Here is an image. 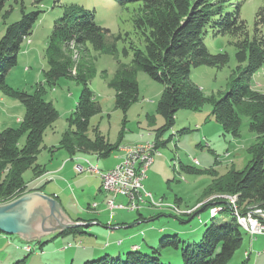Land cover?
<instances>
[{
	"label": "rangeland",
	"instance_id": "rangeland-1",
	"mask_svg": "<svg viewBox=\"0 0 264 264\" xmlns=\"http://www.w3.org/2000/svg\"><path fill=\"white\" fill-rule=\"evenodd\" d=\"M226 3L229 4L231 10H236L240 6L241 17L246 20L251 30L256 21L264 17V0H226ZM23 8L26 12L39 11L40 14L34 25L33 33L29 36L33 40V44L28 46L29 39L28 42L24 41L19 63L8 73L7 83L14 89L25 90L29 93H34L37 85L44 83L46 99L52 101L59 112V117L46 129L42 148L38 154L37 164L42 171L36 173L32 168H29L23 174L27 188L29 190L34 188L36 182L32 183V181L41 177H43L40 180L43 183L42 188L46 186L48 190L56 185L60 190L64 188L61 196L64 204L62 201L60 202L72 217H75L78 210L80 211L79 206L86 207L88 203L92 204L94 201L99 203L98 209H101L104 205L108 206L109 198L111 199V193L103 190L102 177L89 169L80 171V167L77 168L76 165L79 164L83 168H87L93 162L92 165H96L97 162L100 163L99 167L102 171H107L108 165H115L118 162L116 154L119 152L122 156L126 147L137 146L138 143L144 145L148 141L157 142V129L164 124V118L157 110L164 84L154 80L138 67L136 69V79L139 83L138 99L131 103L127 113L117 107L116 91L109 82L115 76L119 61L125 64L132 62V45L143 48V35L134 21L136 13L130 9H123L120 0H6L3 15L0 16V38L8 25L22 18ZM84 10L94 11L96 22L110 29L106 48L113 43H116L117 47L115 53L96 50L90 44L82 47L71 44L66 48L71 54L74 65H81L84 72L89 75V87L93 91L94 99L101 107V111L90 118L89 130L86 135L95 138L96 132L99 131L110 143L120 142V145L111 155L99 157V161L95 160L93 156L92 158L89 156L91 161L86 158L82 160L83 158H77L79 157L77 155L74 157L77 159L73 162L75 164L69 165L70 167H67L62 173L59 172L60 169L57 172L51 169L58 165L63 166L70 156L79 152V148H76L75 154L70 155L68 150L62 146V140L66 131L74 132L75 130L74 126H70L68 119L76 110L83 82L77 77L69 75L61 76L54 85L45 83L44 71L48 69L46 49L56 20L66 13L73 16L82 15ZM6 12L9 13L6 15ZM262 28L264 32V25ZM119 34H122L123 38L117 41L116 36ZM231 40L230 35L217 34L215 29H210L206 36L205 42L211 53L226 52L229 55L228 63L222 68L208 65L193 67L190 79L202 89L206 96L222 97L228 90L231 78L238 74L240 63L236 58L237 49L230 42ZM124 48H128L129 55L124 54ZM74 72L76 73L77 69H74ZM251 85L258 91L264 92V64L253 75ZM0 95L4 97V100L0 99V130L7 127H18L25 114L23 103L14 97L3 94L1 90ZM241 119L240 135L235 137L223 130L212 113L211 103H206L200 110L179 109L175 115L174 125L159 135L160 145L156 149L154 162L147 172L146 182L144 181L145 189L152 192L156 201H162L163 204L153 203L152 207L149 203L142 202L139 210L115 208L112 218L108 221L111 232L114 231L112 229L115 226H119L117 231L126 232V235H121L126 240L131 238L130 233H136L135 241L142 246V248L139 247L141 252L153 254V251L156 250L162 261H167L169 258L174 259L176 263L173 264H182L181 249L170 246L162 248L160 240L165 236L178 234L186 242L196 243L200 241L207 226L213 222L220 223L230 219L227 213H219L216 218H212L210 208L201 211L193 218L187 214L192 213L201 204L208 201L212 203L219 199L228 201L224 197L220 198V195L234 196V194L223 191L227 188L223 184L219 187L215 186L214 189H218L217 191L214 189H212L214 191H208L207 189L218 177L226 175L229 170L244 169L252 157L249 148L257 142V134L250 130L248 116L242 115ZM143 132H149L146 137L150 136L151 138L143 139ZM24 140L25 138L21 142L23 143ZM80 154L85 155V153ZM195 158L199 160L198 164H195ZM223 178L225 182L228 180L227 176ZM100 187L102 191L99 189ZM98 194H102V197L105 194L110 196L108 199L105 197L102 199L98 198ZM119 197L121 196L119 195ZM212 197H214L213 200ZM122 198L127 204V197ZM67 199L70 200L69 207L66 206ZM120 202L119 198L116 199L117 204ZM223 204L228 207L226 202ZM171 205L176 209H173ZM87 208H83L86 213ZM107 209L111 213L109 206ZM140 213L142 215L145 213L146 218L148 217L147 221L140 220L138 223ZM151 216L153 218H150ZM84 217L91 216L85 214ZM102 218L101 220L104 221V214ZM117 222L120 224L112 225ZM105 226V223L101 222L99 225L85 228L86 232L77 234L76 239L72 235L66 237H70L75 245L84 247L86 246L84 243L88 240L86 239L84 242L81 238L84 239L85 234H88L87 237H89L91 233L89 230L92 228L96 231ZM160 228L166 229V231L159 233ZM147 229H150L149 232H145ZM105 231L107 232L108 229ZM2 235L11 238L12 241L0 245V264H13L25 256L32 259L35 252L29 253L25 247L30 244L35 248L36 240L27 241L15 234L2 233ZM245 240L251 239L245 235ZM120 242L122 241L119 240L118 244ZM71 245V243L68 244V246ZM136 248L137 246H135ZM131 250H133L132 246L130 248L123 246L120 249L121 257L125 258L128 251ZM15 252L22 256L14 257ZM106 253L111 254L113 258L120 257L117 256L118 249L115 252L104 251L93 259H99ZM240 255L241 250L236 252L228 264H242L243 260H249V253H246L245 256Z\"/></svg>",
	"mask_w": 264,
	"mask_h": 264
},
{
	"label": "trees",
	"instance_id": "trees-1",
	"mask_svg": "<svg viewBox=\"0 0 264 264\" xmlns=\"http://www.w3.org/2000/svg\"><path fill=\"white\" fill-rule=\"evenodd\" d=\"M120 1L123 9L136 13L134 21L143 35V48L132 45V62L125 64L119 61L115 76L109 82L116 91L117 107L127 113L131 103L138 99L136 69L139 67L151 78L164 84L157 108L164 118V124L157 129L156 147L160 145L159 135L174 125L175 115L181 108L200 110L206 103H211L212 113L223 130L235 137L240 135L242 115L248 116L250 130L257 134V142L249 148L252 157L248 165L242 170H229L224 175L228 177L226 182L223 181L224 176L218 177L207 190L217 191L215 186L223 184L227 186L223 191L234 194L241 211L264 209V92L251 85L253 75L264 64V17L257 20L251 30L241 17L240 6L231 10L226 0ZM5 3L6 0H0V16L3 15ZM83 13L79 16L66 13L56 20L46 49L48 69L44 71L45 83L54 85L58 78L69 75L83 82L76 110L68 119L75 130L64 133L62 146L70 155H74L75 149L79 148V152H97L101 157H107L118 149L120 142L110 143L99 131L95 138L86 135L90 118L101 111V107L89 87V75L81 65H74L66 48L71 44L78 47L90 44L96 50L115 53L117 47L113 43L106 48L110 29L96 22L95 12L84 10ZM39 14V11L29 13L23 8L22 18L8 25L0 38V90L20 100L25 107L24 117L18 127L0 130V203L10 202L33 191L27 188L23 174L29 168L36 173L42 171L37 159L44 134L59 117L53 102L45 97L44 83L38 84L34 93L14 89L7 83L8 73L19 63L24 41L28 42L29 39L28 43L32 42L29 36L33 33ZM210 29H215L217 34L231 36L230 42L237 49L236 58L240 63L238 74L231 78L228 90L220 98L206 96L190 79L193 67L208 65L222 68L229 61L228 53H211L209 50L205 39ZM122 38V34L116 36L117 41ZM123 52L129 55L128 48H124ZM74 69H77L76 73ZM23 138L25 140L22 143ZM35 190H42V187ZM219 197L222 198L221 195ZM224 202L228 207L222 204L220 210L212 214V218H216L219 213H227L230 219L207 226L200 241L188 243L176 234L162 238L161 247L180 248L182 264H228L242 246L247 231L239 224L231 204ZM211 203L205 202L187 215L193 218L209 208ZM75 220L94 221L85 217ZM84 229L82 226L64 229L54 233L52 239L69 233H85ZM26 251L31 253L33 249ZM173 263H176L174 259L169 258L162 261L156 250L148 254L141 252L138 247L128 251L125 258H113L105 254L83 264ZM13 264H28L27 256Z\"/></svg>",
	"mask_w": 264,
	"mask_h": 264
},
{
	"label": "crops",
	"instance_id": "crops-1",
	"mask_svg": "<svg viewBox=\"0 0 264 264\" xmlns=\"http://www.w3.org/2000/svg\"><path fill=\"white\" fill-rule=\"evenodd\" d=\"M32 44H33V40L31 43L28 44V46L32 45ZM28 51H29V48H28ZM3 98L4 97L0 95V99H3ZM18 120H21V119H18ZM148 133L149 132H147V133L143 132V139L148 138V137H146V135ZM150 134H152V133H150ZM149 138H151V137L149 136ZM80 153H85V155H81ZM77 155L79 156L77 158H83L82 160H84V158H86V160L87 159L90 160L93 156L95 158V160L97 159V161H99V159H100L99 157H101L97 152L80 151V152H77L74 156H70L69 159L67 160V162L63 166L58 165V166L52 168L51 170L57 172L60 169L59 172L64 173L65 170L67 169V167H70L71 164H72V166L75 164L73 162H74V160H77V159H75L74 157H76ZM123 155H124V153L121 156L119 152L116 154V159L118 162L122 159ZM89 156H91V158H89ZM70 161H72V162H70ZM95 164L98 167L100 165V163H97V162ZM115 165H108L107 170L113 168ZM80 166L81 165H79V164L76 165V167H78V168ZM87 168H85V169H87ZM99 169H100V167H99ZM42 178L43 177H41L40 179L37 178V180L35 179L34 181H32V183L36 182L35 183L36 186L34 188H32L33 190L43 186V183L40 181ZM56 186H58V185H56ZM56 186H52L48 190L46 189L47 187L44 186L41 191H43L49 195H52L54 197H57L58 200L62 201V203H63V199L61 196L63 194L64 188H62L60 190V188L56 187ZM99 189L102 191L101 187ZM97 196H98V198L104 199V197H105L108 199L110 195L105 194L104 197H102V194H98ZM117 197L121 200L120 203H125L124 198H122L123 196L119 197V195H118V196H116V199H118ZM66 201H67L66 206L69 207L71 205V204H69L70 200L67 199ZM95 203H97V206L93 207ZM92 204H93V206H92ZM92 204L88 203V205L86 207L81 205L78 207L80 209V211L78 210L76 212L75 217H72L70 215L75 220L79 217H84L85 214H89L91 217H89V218L85 217V218L86 219H93L95 222H97V223H94L92 225H99L101 222L105 223L106 226L104 228L96 230V231H94V229L92 228V230H89L91 232L89 234L90 235L89 237H87L88 234H85L86 237L84 239L81 238L82 240H84V242H86L85 241L86 239L88 240L86 243H84L86 246L82 247L81 245H78V244L75 245L73 243V241H71L70 237H66V236H71V235L73 237H75L77 234H81V233H75V234L69 233V234H65V235H59V236L54 237L53 239H52V237H53V234H52L51 236H49L47 238H44L40 241L38 240L35 248L32 246L33 247L32 252H35V254L32 257V259L27 258L29 264H83L84 262L95 258V256H100L99 254H101L104 251L105 252L106 251L107 252H115V250L119 249V254L117 256H121L122 251H120V249L123 246H125V247L127 246L128 248H130V246H132L133 250H134L135 246H138V247L141 246L139 242L135 241V239L137 238L136 233H134V234L130 233L129 236H131V238H129L127 240L123 236H121V235H126L125 234L126 232H122V231L118 232L117 231V229L120 228L119 226H115L116 224H120L118 222L112 223V225H114L115 228L113 229L114 231L111 232V230L109 229V226H108V223H109L108 221H110V218H111V213L107 209L108 206L104 205L103 208L98 209L100 206L98 202L94 201ZM73 205H75V204L73 203ZM70 208L73 209V207H70ZM83 208H87V213H86V211L83 210ZM185 210H187V209H185ZM99 214H100V216H99ZM103 214L105 217L104 221H102L103 220V218H102ZM140 215H141L140 220L145 221L146 219H148V217L146 218L145 213H143V215L140 213ZM101 218H102V220H101ZM114 218H115V215H114L113 219ZM150 218H153V217L151 216ZM140 220L138 221V223L140 222ZM121 224H124V223H121ZM105 229H108V231L106 232ZM149 230L150 229H147V230H145V232H149ZM165 231H166V229H163V228H160L158 230L159 233L160 232L163 233ZM100 235H102L103 237H101ZM147 235L148 234L146 233V236ZM246 235H248L251 240H245L244 241V239H243V244L239 249V250H241L240 256H245V254L247 252H249L250 257H249V260H246V259L243 260L242 264H264V236L257 235L255 237H252L248 233ZM18 237L21 238L20 236H18ZM75 239H76V237H75ZM119 240L122 241L120 244H118ZM11 241H12L11 238L5 237L2 235V233H0V245L1 244L5 245L8 243H11ZM79 242H82V241H79ZM69 243H71L72 245L68 246ZM141 248H142V246H141ZM239 250H237V252ZM106 254H109V253H106ZM235 255H236V253H235ZM13 256L16 257V256H22V255L18 254V252H15Z\"/></svg>",
	"mask_w": 264,
	"mask_h": 264
},
{
	"label": "water",
	"instance_id": "water-1",
	"mask_svg": "<svg viewBox=\"0 0 264 264\" xmlns=\"http://www.w3.org/2000/svg\"><path fill=\"white\" fill-rule=\"evenodd\" d=\"M94 223L74 220L57 198L41 190L0 203V231L27 241L42 240L68 228H88Z\"/></svg>",
	"mask_w": 264,
	"mask_h": 264
},
{
	"label": "built area",
	"instance_id": "built-area-1",
	"mask_svg": "<svg viewBox=\"0 0 264 264\" xmlns=\"http://www.w3.org/2000/svg\"><path fill=\"white\" fill-rule=\"evenodd\" d=\"M141 154H148V161H141V157H133V155H130L121 159L108 171H100L97 165L92 164L87 168L102 177L103 190L111 193V201L108 203L111 209V218L115 208L139 210L142 202L149 203L153 207V202L156 201L153 193L147 191L144 184L147 178V172L154 162L155 157L153 156L152 150H148V148L142 150ZM80 169V171L86 170L83 166H80ZM118 195L127 197L128 203L117 204L116 196ZM223 201V199H219L211 203L212 205L209 206L210 212L216 207H222ZM237 211H239V207ZM239 212L248 218L247 233L250 236L264 235V212ZM25 249L30 251L33 247L28 244Z\"/></svg>",
	"mask_w": 264,
	"mask_h": 264
},
{
	"label": "bare ground",
	"instance_id": "bare-ground-1",
	"mask_svg": "<svg viewBox=\"0 0 264 264\" xmlns=\"http://www.w3.org/2000/svg\"><path fill=\"white\" fill-rule=\"evenodd\" d=\"M29 42H30V40H29ZM147 148H148V150H152L153 156H155V153L157 151L156 150L157 149L156 142L148 141L144 145H141V144L138 143L137 146L134 145V146L126 147L124 149V155H123L122 159H124L127 156L133 155V157H141V161H148V154H141V151L144 150V149H147ZM194 162H195V164H198L199 160L195 158ZM100 171H102V170H100ZM214 197H212V200L214 199ZM221 197L222 198L224 197L226 200H228L227 202H229L231 204V206L234 209L235 214L237 215V219H238L239 224L247 231V229H248V218L245 215H242L239 212L240 208H239V211H237V208L239 206L238 202H237V198L235 196H227V195H224V196H221ZM226 197H228V198H226ZM110 201H111V199H109L108 203H110ZM153 203L156 204V205H162L163 204L162 201H154ZM96 206H97V203L94 204V207H96ZM171 207H172V205H171ZM172 208L174 209L175 207H172ZM219 210H220V207H216V208L213 209V211L211 213L215 214ZM250 212H264V209H258V210L250 211ZM112 216H113V214H112Z\"/></svg>",
	"mask_w": 264,
	"mask_h": 264
}]
</instances>
